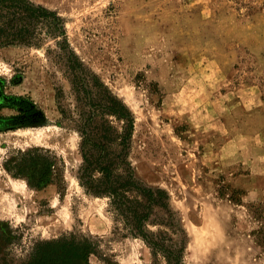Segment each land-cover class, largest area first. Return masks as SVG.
<instances>
[{"label": "rangeland", "instance_id": "rangeland-1", "mask_svg": "<svg viewBox=\"0 0 264 264\" xmlns=\"http://www.w3.org/2000/svg\"><path fill=\"white\" fill-rule=\"evenodd\" d=\"M29 1L49 14L37 44L0 45V221L19 237L0 261L74 232L91 264H264V0ZM106 95L132 115L135 204L163 251L81 184L83 123L124 130Z\"/></svg>", "mask_w": 264, "mask_h": 264}, {"label": "trees", "instance_id": "trees-1", "mask_svg": "<svg viewBox=\"0 0 264 264\" xmlns=\"http://www.w3.org/2000/svg\"><path fill=\"white\" fill-rule=\"evenodd\" d=\"M41 19L49 20L48 11L29 0H0V45L37 44V25ZM58 28L59 34L64 35L63 27L59 25ZM104 100V110L115 115L123 123L124 130L112 139H108L104 135L92 136L87 123H83L80 127L84 158L79 176L81 184L96 195L109 196L112 207L119 211L130 226L129 232L143 237L155 252L163 251L158 243L143 230L150 213L135 204L142 201L145 189L133 179L127 159V140L133 124L132 115L116 97L106 95ZM112 144L115 149L109 153L104 152L105 147ZM22 154L27 156L30 151H23ZM25 159L28 158L25 157ZM42 166L49 171L51 162L44 160ZM95 171L99 172L100 176H94ZM21 172H24L23 169L13 174L18 175ZM41 181L35 186L44 185L47 179ZM263 211L264 203H259L255 207V212L262 216ZM162 223L172 227L170 220L162 221ZM16 239L19 237L9 225L0 221V244H2L0 250L14 244ZM93 250L94 246L88 237L70 232L56 239H42L34 242L30 247L29 255L23 261H13L14 258L9 253H4L7 256L1 259L0 264H91L89 256L94 252ZM174 264H181V261H175Z\"/></svg>", "mask_w": 264, "mask_h": 264}]
</instances>
